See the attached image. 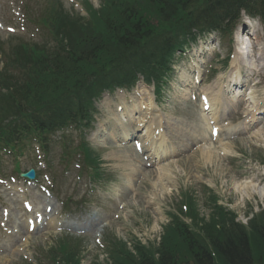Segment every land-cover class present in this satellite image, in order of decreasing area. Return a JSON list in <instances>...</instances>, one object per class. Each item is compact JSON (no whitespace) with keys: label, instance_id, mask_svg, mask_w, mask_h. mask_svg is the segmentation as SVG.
<instances>
[{"label":"rangeland","instance_id":"1","mask_svg":"<svg viewBox=\"0 0 264 264\" xmlns=\"http://www.w3.org/2000/svg\"><path fill=\"white\" fill-rule=\"evenodd\" d=\"M26 1L0 0V42L4 45L20 39L29 43L41 42L45 31L39 29V26L24 22L29 21L27 8L43 11L45 5L48 6L54 0ZM58 1L62 12L65 11L69 16L85 15L77 0ZM89 2L94 11L103 6L101 0ZM71 6H74L76 13ZM156 24L157 22L155 26ZM243 36L244 33L239 32L236 40ZM254 38L253 43H257L256 57L252 61L248 58L247 65L263 70L258 75L252 73L249 79L251 84H256L254 90L257 91V98H263L264 34L260 29L256 31ZM46 45L52 47L53 43L48 42ZM207 46V41L202 40L196 47L202 49ZM227 49H222V57L218 55L220 58H217L219 61L225 58ZM186 55L174 64L177 75H174L165 88L161 99L155 100L154 106L156 116L165 114L168 118H175L170 127L171 133L174 130L178 135L195 131L200 133V128H208L204 132V139L186 150L182 149L162 162L151 163L145 159L146 154H139L131 144L124 147L111 138L112 141L107 137L96 138L99 129L95 128L86 138L99 156L101 168L110 177L109 182L102 180L97 183L90 182L89 176L80 172L76 159L68 173L64 174V164L60 162L59 135L54 139L56 142L49 156L51 170L45 167L43 156L39 154L37 147L20 159L21 170L37 167L40 174L38 183L19 178L13 172V158L0 155V264H38V260L42 258L41 253L64 238L81 242V264H105L108 260L106 243L111 236L124 242L129 252H132L130 249L136 242L143 245L152 243L156 247L160 243L162 227L168 223L171 214H178V207L185 194L192 196L195 212L203 220H210L208 196L212 194L217 197L218 205L235 214L236 221L245 227H248L249 220L260 215L262 217L258 221L264 222V113L259 115V126L245 129L243 122L237 120L238 115L230 116L234 111L239 112V107H233L222 116L218 101L215 104L214 121L221 134L214 141L209 136L211 125L206 126L207 122L199 121V90H195L190 99L188 94L183 95L187 100L181 97V90L185 88L184 82L189 79L187 76L194 62L193 56ZM230 66L232 70L233 61ZM215 68L220 69V66ZM247 75L245 70L243 76ZM192 76L195 80L202 79L201 85L209 80L208 74L192 73ZM140 80L132 91L122 92L124 97L117 92L116 97L106 94L102 98L97 104L99 114L95 117L99 127L112 130V113L117 112L115 105L125 113L123 111H130L132 105L143 98L145 90ZM146 88V93L153 98L152 87ZM202 89L211 90L209 86ZM226 116L228 119L223 118ZM169 132L166 130L167 138L172 145H176V140L171 139L175 137L170 138ZM71 138L76 145L79 141L77 134L73 133ZM207 152H212L210 161L204 157ZM192 154L195 155L190 157ZM134 167L136 171H132ZM52 178L56 180L50 193L46 187L51 186ZM44 188L47 191L42 192L41 189ZM69 196L73 201L67 205ZM84 201L85 204L78 206ZM24 202L32 207L31 213L26 212ZM36 216L42 217L43 221L38 222L36 227L33 226L32 231H28V220L34 222ZM15 220L23 224L22 234L13 228ZM184 221L192 223L190 218ZM169 241L175 249L177 247L176 250L182 248L177 238L173 237Z\"/></svg>","mask_w":264,"mask_h":264},{"label":"trees","instance_id":"2","mask_svg":"<svg viewBox=\"0 0 264 264\" xmlns=\"http://www.w3.org/2000/svg\"><path fill=\"white\" fill-rule=\"evenodd\" d=\"M102 5L84 24L62 12L58 0L49 3L44 18L51 48L22 40L6 49L0 44V150L19 156L31 142L44 150L50 135L87 119V105L104 88L130 86L138 74L161 79L187 33L206 29L202 24L219 28L223 19L236 21L241 10L264 23V0H102ZM79 149L97 175L93 154L83 143ZM182 198L156 247L137 243L129 252L113 242L110 264H264L262 215L245 227L212 196L206 221L196 214L191 196ZM181 217L192 219L191 225ZM173 237L180 250L170 244ZM49 255L48 264H80V245L64 238Z\"/></svg>","mask_w":264,"mask_h":264},{"label":"bare ground","instance_id":"3","mask_svg":"<svg viewBox=\"0 0 264 264\" xmlns=\"http://www.w3.org/2000/svg\"><path fill=\"white\" fill-rule=\"evenodd\" d=\"M189 82L191 84H193L190 80H189ZM181 92H182V97H183V95L188 94L187 91H181ZM259 101H261V100H259ZM207 104L209 106L208 111L210 110V112H212L214 104L212 105L209 101ZM249 104H251L252 107H255L254 110H251L253 118L255 117V115L256 116L260 115L261 112L258 109V106H259L258 101L252 100V102H249ZM153 108H154L153 99L149 95H146V96H144V98L141 99V101L139 103H137L134 106L133 111L136 114H138L139 117L136 120H134L132 117H127V118H129V120L131 122L134 121L136 124H134L133 126H125L124 123L121 122L115 116V127L118 126L120 128V136L119 137L121 138V140H126L132 135V133H135L139 127H141L147 123L148 124V127H147L148 131L146 132V134H147L148 144L146 146H144L143 148H147L148 153H150L149 155L151 156L152 159H159L161 156H163V150L166 149L163 142L161 141L162 137L164 139L166 138V136L164 134L165 124H166V128H168L167 125L170 124L169 121L171 123H172V121L169 120V118L167 120H164L163 116H157V117H159L157 119L154 118ZM243 114L244 113H242L241 116H243ZM199 132H202V131L199 130ZM219 132H220V130H219ZM113 134L117 135L115 133V131H113ZM218 135H219V133H218ZM171 136L178 138L177 139L178 143H177L175 148L181 147L182 149H186L187 147L194 145L197 141V138L200 137L199 135H196L194 132H189L188 134H182V135L179 134L178 135L176 130H174V132L172 131ZM193 155H195V154H192L190 157H192ZM204 157L206 158V160L210 161L211 157H212V152H207L206 156H204ZM132 171H136L135 167ZM12 225H13L14 229L15 228L18 229L19 233L22 234V232L24 230L23 224H21L17 220H15Z\"/></svg>","mask_w":264,"mask_h":264},{"label":"water","instance_id":"4","mask_svg":"<svg viewBox=\"0 0 264 264\" xmlns=\"http://www.w3.org/2000/svg\"><path fill=\"white\" fill-rule=\"evenodd\" d=\"M33 176H34L33 171H30L28 174L24 175V177H27V178H30V179H32Z\"/></svg>","mask_w":264,"mask_h":264}]
</instances>
